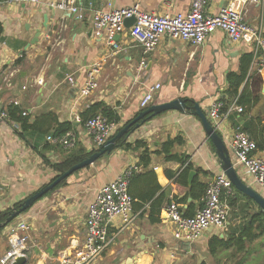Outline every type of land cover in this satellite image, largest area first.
Returning <instances> with one entry per match:
<instances>
[{
	"label": "crops",
	"instance_id": "1",
	"mask_svg": "<svg viewBox=\"0 0 264 264\" xmlns=\"http://www.w3.org/2000/svg\"><path fill=\"white\" fill-rule=\"evenodd\" d=\"M58 1L44 0L38 5L0 2V113L18 102L17 107L22 114L27 113L22 117L30 126L23 129L22 122L13 121L14 126L11 120L0 117V214L23 203L56 177L52 166L71 152L48 142L49 136H55L58 124L76 125L80 138L77 148H84L87 153L96 151L78 122L81 114L91 105L104 103L117 112L122 129L144 110L140 101L157 84L160 89L148 107L183 99L190 107L198 104L208 117L211 105L218 98L227 97L228 75H240L247 64L246 56L253 54L249 43H231L226 34L218 31L200 46L164 38L140 67L144 56L129 32L116 36L121 50H115L105 37L95 35V15L137 2L150 13L187 14L193 0H77L84 8V21L52 9L50 4ZM228 1L209 0V12L217 14ZM245 20L264 30V5L249 6ZM103 59L106 64L98 79V90L87 99H79L86 69ZM257 70L256 63H251L250 77L239 89L257 98V103L244 117L232 112L221 136L239 176L264 196V188L251 185L246 178L245 168L229 143L237 128L250 123L256 129L255 138L264 142V72L259 74ZM39 79L43 85H37ZM16 117L22 119L20 113ZM169 140L174 145L164 150ZM141 143L145 146L138 149ZM125 144L131 148H120L72 174L65 185L49 192L14 221L26 220L30 225V231L24 234L28 236L27 264H61L63 256L81 247L86 238L88 207L98 190L137 164L145 150L150 162L147 167L141 166L131 186L136 220L118 232L121 222L116 219L114 242L94 264H264L263 236L250 242L245 238V244L237 242L252 215L260 210L234 187L233 195L227 198L226 230L211 227L194 242L178 241L174 236L175 226L166 214L167 206L176 202L186 216H194L203 207V199L194 201L189 187L194 182L208 185L224 172L198 117L189 112L163 113L130 133ZM171 156L176 159H168ZM183 161L197 173L192 182L189 176L184 177ZM157 186L160 190L155 197L144 201ZM161 197V215L152 218L151 212L159 209L154 204ZM10 225L0 232V257L10 249ZM234 238L232 245H227Z\"/></svg>",
	"mask_w": 264,
	"mask_h": 264
},
{
	"label": "built area",
	"instance_id": "2",
	"mask_svg": "<svg viewBox=\"0 0 264 264\" xmlns=\"http://www.w3.org/2000/svg\"><path fill=\"white\" fill-rule=\"evenodd\" d=\"M38 5L44 0H8ZM209 0H193L191 11L187 14L178 13L156 14L142 9L140 2L130 7L111 9L109 12H99L95 15L93 28L97 37H105L108 44L115 50H121L116 36L128 31L131 40L141 48L144 59L140 67L146 63V57L152 53L164 38L180 41L192 46H200L207 42L214 33L221 31L226 34L231 43L247 42L252 46L253 62L258 73L264 72V30L253 27L245 20L249 6H263L264 0H229L227 5L217 14L208 10ZM52 9H58L73 16L78 21H84L85 11L77 0H59L50 4ZM134 22L127 27L129 20ZM106 64V59L96 62L86 69V79L79 92V99H87L99 88L98 79ZM68 80L74 83L72 77ZM37 85H43L39 79ZM11 85V81H8ZM160 89L157 84L150 88L142 100L140 107L148 108ZM15 106L18 102H15ZM224 103L218 98L208 113L214 129L221 135L225 130L224 123L229 120L232 112L241 113L243 109L233 104L224 111ZM24 117L27 113L23 112ZM0 117L10 120L8 114L1 111ZM13 121H11L12 123ZM81 122V119H78ZM15 126L16 123L13 122ZM84 128V135L91 140L96 149L102 148L120 130V124L108 120L102 114L89 119ZM48 142L70 152L77 149L80 138L76 130L66 132L61 136H49ZM230 148L235 153L238 162L243 165L246 178L251 185L257 184L264 188V150L241 128H237L230 137ZM142 167L139 162L127 167L115 181L102 186L93 202L89 205L85 220L86 238L81 247L75 248L71 255L63 256L61 264H94L108 251L114 242L113 226L116 219L121 222L120 230L133 225L134 199L130 194V185L134 176ZM253 182V183H252ZM249 183V184H250ZM233 184L225 172L216 175L208 184L203 197V207L192 217L183 212L180 204L170 203L166 208L169 220L175 226L174 236L178 241L194 242L209 228L227 229L229 207L227 198L233 195ZM15 221V220H14ZM12 222L9 229L10 249L0 257V264H15L26 257L27 239L24 235L30 231L26 220Z\"/></svg>",
	"mask_w": 264,
	"mask_h": 264
},
{
	"label": "trees",
	"instance_id": "3",
	"mask_svg": "<svg viewBox=\"0 0 264 264\" xmlns=\"http://www.w3.org/2000/svg\"><path fill=\"white\" fill-rule=\"evenodd\" d=\"M5 1H8V0H0V2H5ZM2 34H3V26L0 23V42L2 40ZM253 59H254V56H253L252 53L250 54V56H246L247 64L244 65V69H243V71H242V73L240 75H236V74H229L228 75L230 89L227 92V97H221V100L223 101L224 106H225L224 107V111L225 112L228 110V108L234 102V103H236V105H238L239 107H241L243 109V111L241 112V115H242V117H244V116H246V113L249 112L252 109V107L257 103L258 99L257 98H253L251 96V94L249 95L245 89L242 92H240V90H239L240 87L243 85V83H245L247 81V79L250 77V73H249L250 71L248 72V70H249V66L251 65V63H253ZM6 113L8 114V116H9L11 121L22 122L23 129H26V128L30 127V126H28L25 118L22 117V113H21V111L19 110V108L17 106L9 108V110L6 111ZM18 113L21 114L22 119L16 117V115ZM98 114H102L108 120L114 121L117 124H120V117L117 114V112H115L112 109H110L104 103H96L94 105H91L87 110H85L81 114L80 125L84 126L85 123L89 119H91L92 117H94V116H96ZM71 130H77L76 125L69 124V123L58 124L55 136H61V135L65 134L66 132L71 131ZM242 130L244 132H246L247 134H249L251 139L257 143V146H258V148L260 150H264V142L262 143L261 141H259V140H257L255 138L256 129L254 128V125L252 123L246 124L245 126L243 125L242 126ZM119 144H120V148H123V147H125V149H130L131 148V146H128L127 144H125L124 139H122L119 142ZM172 145H174V141L169 140L166 143L164 150H167V148L172 146ZM144 146L145 145L143 143H141V144H138L137 148L139 149V148L144 147ZM98 150L93 151L91 153H87V151L84 148H77L76 150L71 151L70 154H68L62 160L61 163L52 166L53 170L56 173V177L52 180V182H54L56 179H58L62 174H64L69 169H71L73 166H75L77 164H80L81 162H83L84 160H86L87 158L92 156ZM168 159L174 160V159H176V156H171ZM149 162H150L149 152L147 150H145L143 152V154L140 156L139 165L140 166L144 165L145 167H147ZM182 164H183V166H185V169H184V172H183L184 173V177L186 179H188V176L190 175V172L192 171L193 167H192L191 164H186L185 161H183ZM66 181H67V179L64 180L55 189L65 185ZM132 182H133V180H132ZM132 182H131V185H130V194H131ZM186 183H184V184H186ZM207 187H208L207 184L205 185V184H200L199 182H194L189 187L188 193L191 195V197L193 198L194 201H201L203 199V196L206 193ZM54 190H52L51 192H53ZM159 190H160V187L157 186L151 193H149L144 198V201L152 200ZM160 201H162V197L158 200V203L155 202V204H154V206H159V209L157 211H152L151 212V217L152 218L155 217L154 215H157L159 217L161 215ZM21 204L22 203H19V204L15 205L13 207V209L8 210L7 212H5L3 214H0V224H2L3 222H6V220L11 216V214H13L15 211L20 209ZM188 217H192V216H188ZM152 221H155V220L153 219ZM263 235H264V212H262L260 210V212L254 213V215H252L251 220L248 221L246 226L243 228V230L241 232V236L237 240V242L239 244H245L247 241L250 242L252 240L258 239L259 237H261ZM245 238L247 239L246 242H244ZM234 241H235V238L232 241H228L227 245H229V246L232 245V243Z\"/></svg>",
	"mask_w": 264,
	"mask_h": 264
},
{
	"label": "water",
	"instance_id": "4",
	"mask_svg": "<svg viewBox=\"0 0 264 264\" xmlns=\"http://www.w3.org/2000/svg\"><path fill=\"white\" fill-rule=\"evenodd\" d=\"M133 22H134L133 19L128 21L130 25ZM39 36L40 33L37 34L36 39L32 42L33 45L37 43ZM169 111H178L181 113L189 112L190 114L198 117L201 120L203 128L208 138L210 139V141L213 143V145L217 150L218 157L222 162L223 171L231 180L233 187L242 194H244L245 196L252 199L257 204L259 209L262 212H264V196L261 194V192L257 191L253 186H250L247 183H245V181H243L242 178L239 176L237 171L238 169L234 166L233 160L229 155L228 147L225 144L223 137L219 135L218 132L214 129L208 117L199 108V105L195 104L194 107H190L187 105V102L185 100L177 99L172 102H168L161 105H152L147 109L143 110L132 122H130L125 127L120 129L117 132V134L112 139H110L96 153H94L92 156H90L80 164L73 166L71 169H69L64 174H62L54 182H52L48 186L41 188L36 193L31 195L29 198H27L21 204L20 209H18L13 214H11V216L6 220L4 224H0V232L3 228L10 225L14 220L22 216L29 209H31L39 200H41L49 192L54 190L64 180L68 179L72 174L95 165L104 156L112 155L115 151L120 149L119 142L122 139H124L125 142L127 141L128 134L135 132L137 129L141 128L143 125H145L149 120L153 119L154 117ZM196 175L197 173L195 171L190 172L189 175L190 182H192L194 176ZM27 262H28V258L22 257L19 258L15 262V264H27Z\"/></svg>",
	"mask_w": 264,
	"mask_h": 264
},
{
	"label": "rangeland",
	"instance_id": "5",
	"mask_svg": "<svg viewBox=\"0 0 264 264\" xmlns=\"http://www.w3.org/2000/svg\"><path fill=\"white\" fill-rule=\"evenodd\" d=\"M262 242H263L262 244H264V235H263V239H262Z\"/></svg>",
	"mask_w": 264,
	"mask_h": 264
}]
</instances>
